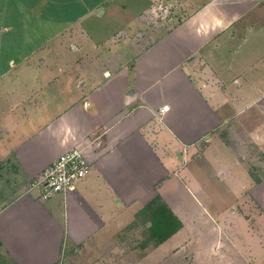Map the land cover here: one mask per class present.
I'll return each instance as SVG.
<instances>
[{
	"label": "crops",
	"instance_id": "obj_1",
	"mask_svg": "<svg viewBox=\"0 0 264 264\" xmlns=\"http://www.w3.org/2000/svg\"><path fill=\"white\" fill-rule=\"evenodd\" d=\"M245 141L264 157V0H0V163L27 186L74 146L91 162L67 194L0 207L13 264L116 254L157 194L182 227L109 264H264L235 210L264 208Z\"/></svg>",
	"mask_w": 264,
	"mask_h": 264
},
{
	"label": "rangeland",
	"instance_id": "obj_2",
	"mask_svg": "<svg viewBox=\"0 0 264 264\" xmlns=\"http://www.w3.org/2000/svg\"><path fill=\"white\" fill-rule=\"evenodd\" d=\"M172 10V9H171ZM170 15L173 16L174 13L170 11V14L167 18H170ZM166 16L163 13L159 16V22L162 20H166ZM229 131L224 130L223 135H228ZM245 145H248V152L247 161L249 162L250 171L255 172L259 175L260 179L264 178V157H262L261 151H259L258 147L245 141ZM258 156L260 158H258ZM9 166V167H8ZM0 207L5 204L6 202L10 201L14 197H16L20 192L24 191V189H29L30 181L28 180V184L26 186V182H20V176L16 174L18 168L16 169L15 166L11 167V165L7 162L0 163ZM221 178H216V183ZM223 181V180H220ZM219 181V184L222 183ZM219 188H213V198L215 201L223 203L225 200L228 201L231 197V194L236 195L235 192H231L226 190V185H223ZM251 201L248 205H240L235 206V210L238 211L240 214H243L244 218L249 221V226L251 229V233L260 235V237L264 236V218L260 217L264 215V208H259L257 206V202ZM229 211L232 210V207L228 208ZM228 228V227H227ZM144 227L142 226H133L129 225L125 227L123 233H120L118 241H119V249L117 250L116 254L112 251L105 253L104 255H99L97 252L93 250H89L83 246H79L76 249L68 250L64 253L63 257L57 264H104L106 260V264H109L115 257H117V253L119 252V257H122V260L126 263L129 262L130 259H134L131 255V250L135 249L136 247H140L139 243L143 239L142 231ZM256 237V235H255ZM257 238V237H256ZM253 239V237H252ZM264 243V237L261 238ZM254 240V239H253ZM264 245V244H263ZM264 258V255H263ZM0 264H13L7 255L0 252Z\"/></svg>",
	"mask_w": 264,
	"mask_h": 264
},
{
	"label": "built area",
	"instance_id": "obj_3",
	"mask_svg": "<svg viewBox=\"0 0 264 264\" xmlns=\"http://www.w3.org/2000/svg\"><path fill=\"white\" fill-rule=\"evenodd\" d=\"M169 109L164 104L161 112ZM91 162L82 146L63 151L36 178L31 180L29 189H36L41 199H48L57 193L67 194L75 184L89 172Z\"/></svg>",
	"mask_w": 264,
	"mask_h": 264
},
{
	"label": "trees",
	"instance_id": "obj_4",
	"mask_svg": "<svg viewBox=\"0 0 264 264\" xmlns=\"http://www.w3.org/2000/svg\"><path fill=\"white\" fill-rule=\"evenodd\" d=\"M251 174L256 181L260 180L255 172L252 171ZM130 225L144 227L143 239L139 246L146 247L150 244L158 245L168 239L182 227L183 222L164 197L157 194L139 210L136 219Z\"/></svg>",
	"mask_w": 264,
	"mask_h": 264
}]
</instances>
